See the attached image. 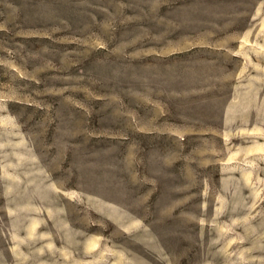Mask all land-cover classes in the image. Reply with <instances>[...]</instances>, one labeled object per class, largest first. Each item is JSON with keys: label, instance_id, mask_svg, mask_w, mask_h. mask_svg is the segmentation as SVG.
I'll return each instance as SVG.
<instances>
[{"label": "rangeland", "instance_id": "rangeland-1", "mask_svg": "<svg viewBox=\"0 0 264 264\" xmlns=\"http://www.w3.org/2000/svg\"><path fill=\"white\" fill-rule=\"evenodd\" d=\"M0 264H264V0H0Z\"/></svg>", "mask_w": 264, "mask_h": 264}]
</instances>
